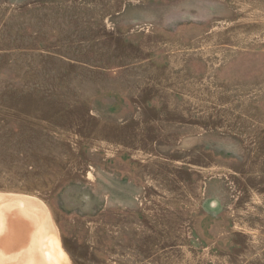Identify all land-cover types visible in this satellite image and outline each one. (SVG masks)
<instances>
[{
    "label": "rangeland",
    "instance_id": "1",
    "mask_svg": "<svg viewBox=\"0 0 264 264\" xmlns=\"http://www.w3.org/2000/svg\"><path fill=\"white\" fill-rule=\"evenodd\" d=\"M0 193L70 264H264V0H0Z\"/></svg>",
    "mask_w": 264,
    "mask_h": 264
},
{
    "label": "bare ground",
    "instance_id": "2",
    "mask_svg": "<svg viewBox=\"0 0 264 264\" xmlns=\"http://www.w3.org/2000/svg\"><path fill=\"white\" fill-rule=\"evenodd\" d=\"M0 264H70L40 201L0 193Z\"/></svg>",
    "mask_w": 264,
    "mask_h": 264
}]
</instances>
